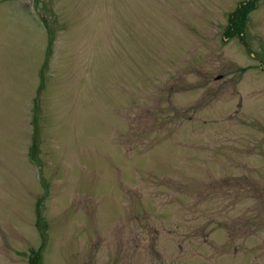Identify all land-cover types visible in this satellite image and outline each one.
Masks as SVG:
<instances>
[{"label":"rangeland","instance_id":"obj_1","mask_svg":"<svg viewBox=\"0 0 264 264\" xmlns=\"http://www.w3.org/2000/svg\"><path fill=\"white\" fill-rule=\"evenodd\" d=\"M253 2L0 0V264H264Z\"/></svg>","mask_w":264,"mask_h":264},{"label":"trees","instance_id":"obj_2","mask_svg":"<svg viewBox=\"0 0 264 264\" xmlns=\"http://www.w3.org/2000/svg\"><path fill=\"white\" fill-rule=\"evenodd\" d=\"M248 6H249V5H247V6L242 5L241 7H239V8L237 9V11L240 12V13L242 14V19H241V21H240L239 23L236 22L237 18L234 20L235 23H234L233 26H235V27H234L235 30H240V29L243 27V24H244L243 19H244L245 15H246V12H247V10H248Z\"/></svg>","mask_w":264,"mask_h":264},{"label":"flooded vegetation","instance_id":"obj_3","mask_svg":"<svg viewBox=\"0 0 264 264\" xmlns=\"http://www.w3.org/2000/svg\"><path fill=\"white\" fill-rule=\"evenodd\" d=\"M215 79H219V78H218V76H216V78H215Z\"/></svg>","mask_w":264,"mask_h":264}]
</instances>
